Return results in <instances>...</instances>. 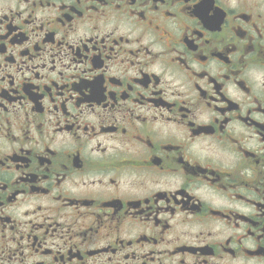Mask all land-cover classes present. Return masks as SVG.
Returning a JSON list of instances; mask_svg holds the SVG:
<instances>
[{"label":"flooded vegetation","instance_id":"1","mask_svg":"<svg viewBox=\"0 0 264 264\" xmlns=\"http://www.w3.org/2000/svg\"><path fill=\"white\" fill-rule=\"evenodd\" d=\"M0 264H264V0H0Z\"/></svg>","mask_w":264,"mask_h":264}]
</instances>
